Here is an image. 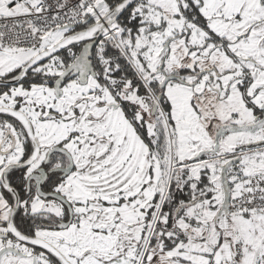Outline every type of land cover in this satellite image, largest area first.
Returning a JSON list of instances; mask_svg holds the SVG:
<instances>
[{
  "label": "snow or ice",
  "instance_id": "6c2138e0",
  "mask_svg": "<svg viewBox=\"0 0 264 264\" xmlns=\"http://www.w3.org/2000/svg\"><path fill=\"white\" fill-rule=\"evenodd\" d=\"M0 264H264V0H0Z\"/></svg>",
  "mask_w": 264,
  "mask_h": 264
}]
</instances>
